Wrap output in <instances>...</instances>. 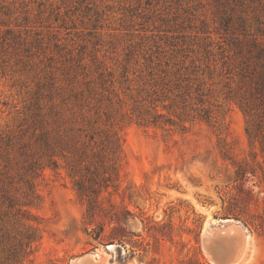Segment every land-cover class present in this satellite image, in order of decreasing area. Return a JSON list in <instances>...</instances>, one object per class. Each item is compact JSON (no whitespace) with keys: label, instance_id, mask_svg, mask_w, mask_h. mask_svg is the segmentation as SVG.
Here are the masks:
<instances>
[{"label":"rangeland","instance_id":"374dc122","mask_svg":"<svg viewBox=\"0 0 264 264\" xmlns=\"http://www.w3.org/2000/svg\"><path fill=\"white\" fill-rule=\"evenodd\" d=\"M220 236L264 264V0H0V264H213Z\"/></svg>","mask_w":264,"mask_h":264},{"label":"water","instance_id":"95a60500","mask_svg":"<svg viewBox=\"0 0 264 264\" xmlns=\"http://www.w3.org/2000/svg\"><path fill=\"white\" fill-rule=\"evenodd\" d=\"M231 219H222L224 226L228 225ZM222 225V226H223ZM220 227V226H217ZM225 237H221L216 241L215 245L209 249L206 245L207 250H209L210 255L213 259H210L213 264H230L233 261L235 250L227 245L228 243L224 240Z\"/></svg>","mask_w":264,"mask_h":264},{"label":"trees","instance_id":"16d2710c","mask_svg":"<svg viewBox=\"0 0 264 264\" xmlns=\"http://www.w3.org/2000/svg\"><path fill=\"white\" fill-rule=\"evenodd\" d=\"M86 179H84V177H81L80 179H78L77 181H76V184H78V187H77V189H78V191H79V194L81 195V196H85V197H87V201H88V209L87 210H90V209H92L93 207H97L98 206V203L97 202H95V200H93L91 197H89V190H91V191H95L92 187H91V184L90 183H86V181H85ZM230 213L228 212V214H226V215H229ZM98 236H100V235H98ZM13 250L11 251V258H13L12 259V261H10V262H8V263H5V264H19L18 262H20V260L18 259V256H19V252L22 250V246H23V244H22V242H20V241H14L13 242ZM15 262V263H14Z\"/></svg>","mask_w":264,"mask_h":264},{"label":"bare ground","instance_id":"6f19581e","mask_svg":"<svg viewBox=\"0 0 264 264\" xmlns=\"http://www.w3.org/2000/svg\"><path fill=\"white\" fill-rule=\"evenodd\" d=\"M231 222V221H230ZM232 223V222H231ZM233 224V223H232ZM235 224V223H234ZM240 225V224H239ZM210 227V226H209ZM211 231H212V229H211ZM215 231V230H214ZM213 231V232H214ZM205 232V231H204ZM240 232V231H239ZM206 233V232H205ZM208 233V232H207ZM243 233V232H242ZM218 234V233H217ZM230 234V233H229ZM232 234V233H231ZM237 234H239L238 233V231L237 230H235L234 232H233V235H237ZM246 235V234H245ZM208 236H210V234L209 235H206V238H208ZM212 237V236H211ZM221 237V236H220ZM224 237V236H223ZM243 237H245L244 236V234H243ZM237 238V237H236ZM235 238V239H236ZM206 241H207V239H205ZM231 240H232V238L230 239V243H231ZM243 241L242 239H240L239 237L236 239V240H234V243L236 244V245H238V243H240L241 241ZM212 241V240H211ZM214 241V240H213ZM216 241H217V239H216ZM228 241H229V239H228ZM209 242V241H208ZM227 242V241H226ZM248 242V241H247ZM216 243V242H215ZM228 243V242H227ZM235 244H232V245H234V246H236ZM213 245V244H212ZM228 245V244H227ZM231 245V246H232ZM242 245V244H241ZM240 246V245H239ZM110 247H111V245H110ZM241 247V246H240ZM246 247V246H245ZM244 247V248H245ZM242 248V247H241ZM108 249V248H107ZM237 249H238V247H237ZM247 250V249H246ZM245 251V250H244ZM243 251V252H244ZM241 252V251H240ZM238 253V252H237ZM245 253V252H244ZM235 254H236V252H235ZM243 254V253H242ZM107 255L105 254V256L104 257H102V256H99V255H96L95 253H86L85 255H82V256H80V257H78L76 260V263L75 264H111V263H109V261L107 260V257H106ZM209 257H210V254H209ZM239 261H240V256L239 255H236L234 258H233V261L230 263V264H239Z\"/></svg>","mask_w":264,"mask_h":264}]
</instances>
